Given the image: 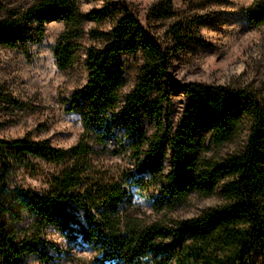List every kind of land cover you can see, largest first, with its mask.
Here are the masks:
<instances>
[{
  "label": "trees",
  "instance_id": "16d2710c",
  "mask_svg": "<svg viewBox=\"0 0 264 264\" xmlns=\"http://www.w3.org/2000/svg\"><path fill=\"white\" fill-rule=\"evenodd\" d=\"M106 1L101 11L88 16L80 13L78 0H38L30 10L41 35L49 22L66 23L54 48L61 70L77 60L86 18L118 19L108 35L94 34L104 41L88 49V81L71 98V110L81 115L84 128L79 143L64 150L49 141L0 140V264H22L23 255H36L50 264V255L14 227L26 214L35 219L38 233L33 242L41 245L47 228L75 225L71 238L95 252L90 264H264V97L246 89L182 84L178 87L186 105L175 127L166 111L173 84L172 50L133 14H120L118 4L125 8L124 0ZM154 15L171 17L172 5L164 0ZM255 19L264 23V1L257 5ZM170 34L177 51L193 38L188 24L173 26ZM29 41L32 36L18 21L0 22L4 47ZM127 54H141L143 65L135 87L123 96L121 59ZM3 100L12 103L0 96ZM118 134L125 138L117 142L120 151L133 152L139 159L138 172L160 184L152 198L158 211H175L192 196L219 194L225 203L184 221L145 223L132 216L125 208V181L101 172L92 160L94 137L108 147ZM244 136L240 150L224 157L210 154L213 146L221 148ZM30 158L63 167L53 176L49 193L40 195L12 181L18 167L30 165ZM127 179L129 185H140L134 173ZM68 203L83 211L85 224L67 211Z\"/></svg>",
  "mask_w": 264,
  "mask_h": 264
},
{
  "label": "rangeland",
  "instance_id": "374dc122",
  "mask_svg": "<svg viewBox=\"0 0 264 264\" xmlns=\"http://www.w3.org/2000/svg\"><path fill=\"white\" fill-rule=\"evenodd\" d=\"M38 0H0V22L16 20L32 36L25 46L4 47L0 44V96L9 101L0 102V140L19 139L49 141L57 149H71L81 140L84 128L82 117L71 110V98L88 81L85 61L88 49L99 47L104 39L97 40L95 33L108 35L118 17L102 22L86 18L79 39L80 48L75 64L61 70L54 57V48L60 35L66 30L64 21H52L45 25L41 35L37 22L30 17V10ZM117 1V0H116ZM164 0H124L126 7L118 4L120 14H133L143 26L173 52L170 85L171 103L166 106L168 118L176 127L186 105L184 93L178 86L188 83L226 86L246 89L264 97V23L256 21L257 5L264 0H167L173 15L155 17ZM106 0H78L83 16L101 11ZM188 24L193 35L186 47L177 51L171 39V28ZM177 51V52H176ZM126 87L122 95L134 87L143 65L141 54L122 56ZM150 132L153 126L149 125ZM106 147L97 137L91 141L95 153L92 160L101 172L124 180L129 193V214L145 223L156 221H184L199 217L204 211L223 205L217 194L202 199L192 196L186 204L175 211H158L152 200L160 184L149 174L139 173V159L133 152L120 151L117 135ZM244 139L225 145L213 146V157H224L242 148ZM209 154V153H208ZM169 164L165 163L168 171ZM62 166L48 164L30 158V165L18 167L12 181L34 193L44 195L51 190L53 176H58ZM134 173L139 186L128 184V175ZM67 211L85 224L84 213L75 204H66ZM34 217L26 214L14 227L23 230L27 238L51 257L50 264H90L94 250L79 239H72L75 225L69 229L55 226L44 231V245L33 242L37 236ZM26 236V237H25ZM22 264H43L36 255H23Z\"/></svg>",
  "mask_w": 264,
  "mask_h": 264
}]
</instances>
